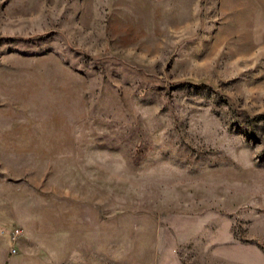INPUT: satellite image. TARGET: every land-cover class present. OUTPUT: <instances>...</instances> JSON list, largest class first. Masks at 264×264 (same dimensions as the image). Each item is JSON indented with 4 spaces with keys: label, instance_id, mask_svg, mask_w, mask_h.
Here are the masks:
<instances>
[{
    "label": "rangeland",
    "instance_id": "rangeland-1",
    "mask_svg": "<svg viewBox=\"0 0 264 264\" xmlns=\"http://www.w3.org/2000/svg\"><path fill=\"white\" fill-rule=\"evenodd\" d=\"M0 264H264V0H0Z\"/></svg>",
    "mask_w": 264,
    "mask_h": 264
},
{
    "label": "built area",
    "instance_id": "built-area-1",
    "mask_svg": "<svg viewBox=\"0 0 264 264\" xmlns=\"http://www.w3.org/2000/svg\"><path fill=\"white\" fill-rule=\"evenodd\" d=\"M22 236H23V233H22L21 229L15 228L11 234V240H12L13 244L16 245L20 241ZM11 251H12V253H16L17 248L15 246H13Z\"/></svg>",
    "mask_w": 264,
    "mask_h": 264
}]
</instances>
